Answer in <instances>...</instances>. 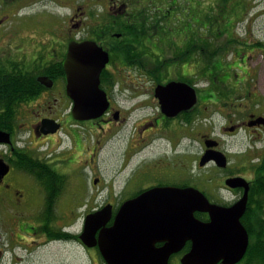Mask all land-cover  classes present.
Masks as SVG:
<instances>
[{
    "label": "flooded vegetation",
    "instance_id": "af4514ba",
    "mask_svg": "<svg viewBox=\"0 0 264 264\" xmlns=\"http://www.w3.org/2000/svg\"><path fill=\"white\" fill-rule=\"evenodd\" d=\"M250 1L229 3L232 17L228 19V14L224 13L222 19L223 22L228 19L234 28V31L231 29L234 42L229 43L224 56L232 59V69L243 72L236 74L232 85L227 77V82H208L201 88L196 81L190 82L189 66L183 64L182 72L175 70L181 76L164 83H155L148 77L140 82L136 77L137 81H131L128 88L132 89L131 97L138 100L131 108H126L115 96L120 83L117 74L138 68L116 64L113 52L122 47L119 40L126 36L125 30L129 28L130 37L133 32L140 31L137 28L140 0H0V72L4 68L17 75L23 71L36 82L28 94L31 96L22 100L18 107L15 105L12 112L5 114L0 109V130L7 133L10 140L0 143V264H20L17 255L22 247L34 251V245L41 247L53 243L85 246L81 240L84 225L78 233L68 231L73 222L68 224L61 205L65 196L78 202L80 194L75 178L85 179V167L93 171V151L85 157L80 128L87 124H100L103 128V123L124 127L138 111L141 124L137 132L143 141L147 138L153 141L158 133L167 136L176 148L187 147L184 155L179 158L175 155V162L192 160L191 164L196 162L200 171L212 169V175L207 177L205 171L197 176H184L179 181L161 179L129 197L127 189L118 194L114 192V196L120 197L119 203H107L113 205L114 215L125 201L150 189L195 188L210 203L223 208V217L219 220L220 237L222 245L230 252L228 256L223 254L218 264H264V91L260 87L261 74H264V61H261L264 36L254 33L252 26L257 18L249 17L260 0ZM188 4L202 15L207 9V0H189ZM153 6L164 14L166 8L178 7L179 2L157 1ZM241 25L244 26L243 34L237 32ZM162 36L159 38L166 46L168 36ZM87 41L96 42L110 55L101 75V88L108 95L110 107L96 120L79 121L73 117L74 102L67 93L64 61L71 42ZM4 42L7 43L5 48L1 46ZM159 48L154 50L156 54L175 55L173 51L162 50L165 49L162 46ZM250 60L257 63L249 65ZM171 81L189 84L197 93L195 106L174 117L163 112L155 94L158 85ZM261 82L264 85V76ZM146 85L150 87L141 91ZM226 89L230 93L225 92ZM208 90L215 91L210 92L211 97H208ZM231 96L233 102H227ZM215 115L224 117L219 130H215ZM45 120L55 121L60 129L45 133ZM193 139L199 146L195 159L191 156ZM233 147L238 149L233 150ZM206 154L220 160L212 159L201 166ZM219 162L222 165L226 162V165ZM182 167L186 169L188 165ZM99 179L96 188L102 185V178ZM195 217L204 223L211 222L210 212L196 211ZM113 222L114 219L107 227ZM164 244L157 242L156 247ZM192 247L193 242L187 241L182 252L171 257L170 264L173 259L181 264V258ZM93 249L99 251L98 247Z\"/></svg>",
    "mask_w": 264,
    "mask_h": 264
},
{
    "label": "water",
    "instance_id": "95a60500",
    "mask_svg": "<svg viewBox=\"0 0 264 264\" xmlns=\"http://www.w3.org/2000/svg\"><path fill=\"white\" fill-rule=\"evenodd\" d=\"M109 61V53L94 41L69 44L64 69L76 120H96L109 109L108 95L101 88V75ZM155 94L169 117L197 103L196 89L183 82L160 84ZM43 124L45 133L60 129L55 121L45 120ZM9 141V135L0 130V143ZM212 159L220 160L206 154L201 166ZM225 165L226 162L222 166ZM99 182L100 179H95L94 185ZM113 209L108 204L87 215L81 235L85 246L99 248L106 264H170L171 257L182 252L189 240L193 247L181 258V264H218L223 254L228 256L230 252L220 237L223 208L210 203L195 188H153L125 201L116 215ZM196 211L210 212L211 222L198 220ZM113 219V225L107 227ZM157 242L165 244L157 248Z\"/></svg>",
    "mask_w": 264,
    "mask_h": 264
},
{
    "label": "rangeland",
    "instance_id": "374dc122",
    "mask_svg": "<svg viewBox=\"0 0 264 264\" xmlns=\"http://www.w3.org/2000/svg\"><path fill=\"white\" fill-rule=\"evenodd\" d=\"M208 1L210 3L213 0ZM233 1L231 0V2ZM258 4L259 6L251 10V13L254 14H251L249 17L257 18L254 20L252 26L254 33L258 36H264V9L262 8L264 7V0L258 1ZM257 10L258 12L255 15V11ZM232 11H229L226 18L229 19L232 17ZM228 19L224 22L220 19L219 24L223 28L227 23L232 25V22ZM243 29L244 26L241 25L238 27L237 32L243 34L245 33ZM6 44L4 42L1 46L5 48ZM228 59L229 63H226V70L222 72L224 75L221 78L229 77L228 82L232 85L234 79H236V74H242L243 72L232 69L233 64L230 62L232 59ZM261 61H264V58H261ZM256 63L253 60L249 61V65H255ZM195 65L188 64L189 69L187 72L192 74ZM181 67L182 65H178L176 70L182 72ZM263 76L264 74L262 73L261 78ZM136 77H139L140 82L143 78H145L143 81L147 79V75L141 74L138 69L129 72L120 71L117 74V81L120 83L116 87L117 94L115 96L121 105L126 104V108H131L132 103L138 100V98L131 97L133 92L131 91L132 89L128 88L131 81H137L135 80ZM261 78L260 87L264 91ZM195 81L201 88H205L208 84L204 79H196ZM143 84H146V82ZM148 87L150 86L146 85L144 88L141 87L142 90L141 88L140 90L145 91V88ZM225 92L230 93L227 89ZM226 100L230 103L233 102L232 96ZM215 117H217L215 130H219L223 124L224 117L220 115H215ZM140 124V111H138L130 117L124 127L116 125L106 126L107 124L103 123V128L100 124H96V126L87 124L80 128L83 137L84 152L86 154L85 157L87 158L88 154L93 151L92 157L94 163L92 164L93 171L85 167V179L81 178L78 180L77 177L75 178V184L76 186L78 184L80 194L78 202L76 203L71 199L68 200L66 196L61 202L63 211L65 210L64 212H66L68 224L70 225L73 222V225L68 228V231L78 233L84 225L85 218L88 214L100 209L107 203L118 204L120 197L118 195L114 196V192L118 194L122 189H127L126 195L129 197L139 193L141 188L155 184L161 179L179 181L184 176H197L200 172L204 173L205 171L207 177L210 178L212 175V169L210 168L200 171L196 162L191 164L192 160L182 162L177 160L175 162V155L178 158L180 155H184L187 147L176 148L175 143L170 142L168 140L169 137L166 135L167 138L160 136V133H158L153 141H150L149 138L143 141V138L137 132V127ZM66 141L68 140L66 139ZM194 141V139L191 141V144H193V153L191 155L193 159L197 157L196 153L199 152V146ZM232 149L237 150L238 148L233 147ZM144 165H149L148 169H142ZM182 165L185 167L188 165V167L185 169ZM96 177L102 178V185L99 188L93 185ZM77 207L79 208L78 212L75 210ZM34 248V251H32L33 248L24 249L23 247L18 250L17 257L20 259V264H104L99 253L86 246L53 243L41 247L34 245ZM172 262L173 264H180L176 259H173Z\"/></svg>",
    "mask_w": 264,
    "mask_h": 264
},
{
    "label": "trees",
    "instance_id": "16d2710c",
    "mask_svg": "<svg viewBox=\"0 0 264 264\" xmlns=\"http://www.w3.org/2000/svg\"><path fill=\"white\" fill-rule=\"evenodd\" d=\"M157 1L179 2V6L166 8L163 14L157 12L153 6ZM188 2L189 0H140V25L137 27L140 31L133 32L130 37L129 28L125 30L126 36L119 40L122 47L113 52L114 62L121 67L137 66L141 74H146L155 83H164L173 77L181 76L175 70L178 65L183 64H196L192 74H188L191 76V83L196 79L213 83L227 82L226 77L221 78L224 75L222 72L226 70V63H229L224 51L229 47V43L234 42L231 39V29L234 31V28L233 25H225L223 28L219 20L225 18L224 13L229 14L227 11H232V7L228 8L232 2L213 0L209 3L207 0V9L203 15L197 13L194 7L191 9ZM162 35L168 36L166 46L159 38ZM160 46L165 48L162 50L175 52V55L167 57L164 54H156L154 50L160 49ZM1 71L3 74H0V109L7 114L14 110L15 105L31 96L28 94L36 82L23 71L19 72V75L6 68ZM206 92L209 93L208 97H211L210 92L215 91Z\"/></svg>",
    "mask_w": 264,
    "mask_h": 264
},
{
    "label": "bare ground",
    "instance_id": "6f19581e",
    "mask_svg": "<svg viewBox=\"0 0 264 264\" xmlns=\"http://www.w3.org/2000/svg\"><path fill=\"white\" fill-rule=\"evenodd\" d=\"M136 158V157H135Z\"/></svg>",
    "mask_w": 264,
    "mask_h": 264
}]
</instances>
